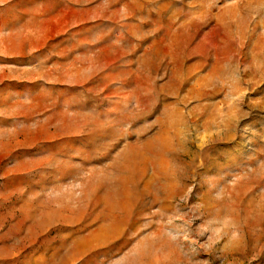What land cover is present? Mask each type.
Instances as JSON below:
<instances>
[{
  "label": "rangeland",
  "instance_id": "1",
  "mask_svg": "<svg viewBox=\"0 0 264 264\" xmlns=\"http://www.w3.org/2000/svg\"><path fill=\"white\" fill-rule=\"evenodd\" d=\"M0 264H264V0H0Z\"/></svg>",
  "mask_w": 264,
  "mask_h": 264
},
{
  "label": "bare ground",
  "instance_id": "2",
  "mask_svg": "<svg viewBox=\"0 0 264 264\" xmlns=\"http://www.w3.org/2000/svg\"><path fill=\"white\" fill-rule=\"evenodd\" d=\"M128 197H130V196H128ZM107 198H108V197H107ZM112 202H113V201H112ZM115 204H116V203H115ZM115 206H116V205H115ZM115 206H114V207H115ZM117 206H118V205H117ZM115 208H116V207H115ZM115 208H114V209H115Z\"/></svg>",
  "mask_w": 264,
  "mask_h": 264
}]
</instances>
